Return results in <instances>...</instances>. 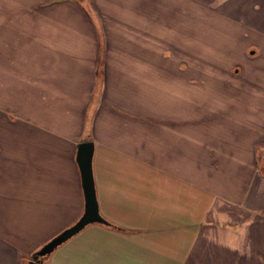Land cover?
<instances>
[{
    "label": "crops",
    "instance_id": "obj_1",
    "mask_svg": "<svg viewBox=\"0 0 264 264\" xmlns=\"http://www.w3.org/2000/svg\"><path fill=\"white\" fill-rule=\"evenodd\" d=\"M82 141L119 239L39 264H264V0H0V264L81 217Z\"/></svg>",
    "mask_w": 264,
    "mask_h": 264
},
{
    "label": "water",
    "instance_id": "obj_2",
    "mask_svg": "<svg viewBox=\"0 0 264 264\" xmlns=\"http://www.w3.org/2000/svg\"><path fill=\"white\" fill-rule=\"evenodd\" d=\"M94 147L95 145L92 141H82L78 144L77 161L81 170L85 194V210L83 214L74 224L58 233L38 249L33 254L29 264L41 263L44 257L50 255L60 245L77 235L89 224L100 223L110 225V222L99 211L93 169Z\"/></svg>",
    "mask_w": 264,
    "mask_h": 264
},
{
    "label": "rangeland",
    "instance_id": "obj_3",
    "mask_svg": "<svg viewBox=\"0 0 264 264\" xmlns=\"http://www.w3.org/2000/svg\"><path fill=\"white\" fill-rule=\"evenodd\" d=\"M185 10H191V5L185 6ZM188 53L191 54L190 51H188ZM232 63H234V60ZM93 225H100V224L98 223L89 224L77 235L83 233V239H119V238H114V235H111L110 233H103L101 230H99V228L97 229L93 228Z\"/></svg>",
    "mask_w": 264,
    "mask_h": 264
}]
</instances>
